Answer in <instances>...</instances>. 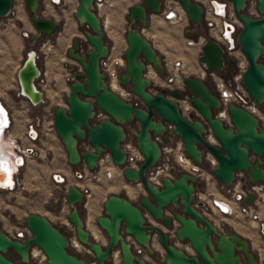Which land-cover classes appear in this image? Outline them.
Segmentation results:
<instances>
[{
    "label": "water",
    "instance_id": "water-1",
    "mask_svg": "<svg viewBox=\"0 0 264 264\" xmlns=\"http://www.w3.org/2000/svg\"><path fill=\"white\" fill-rule=\"evenodd\" d=\"M23 1L35 29L33 41L58 30V23L41 15L39 0ZM176 1L188 21L206 38L198 56L200 66L222 78L235 72L234 58L227 56L221 44L202 29L201 4L195 0ZM228 1L241 24L238 43L248 63L242 74V85L261 106L264 103V0H255L259 17L247 13L249 0ZM11 5L12 0H0V17L10 13ZM163 7L164 0H139L127 8L126 46L122 51L124 68L118 80L133 98H122L107 87L99 68V60L108 55L109 47L93 0H77L73 18L77 25H85L88 30L83 31L85 42L74 39L66 49V56L73 61L67 67L72 77L69 93L64 106L51 108L52 127L70 166L83 165L87 171H93L103 152L109 154L114 165L123 166L125 153L121 144L131 136L141 160L135 168H122L121 176L131 184H139L143 193L135 201L122 193L106 195L101 214L93 220L106 239L105 244H100L91 238L81 216L80 206L84 201L81 188L70 185L60 197L66 201L65 219L72 233L63 225L55 226L43 215L30 213L17 225L28 231L23 240L13 238L0 228V264H30L31 247L39 249L45 264H88L89 257H93L94 264H113L115 251L120 264H159L160 261L162 264H259L247 238L233 230H224L210 220L204 202H196L198 207L194 205L196 187L202 186L195 176L172 166L169 171L174 176H162L160 184L147 178V172L162 155L161 144L155 136L169 143L165 123H171L174 135L181 140L193 163L207 167V159H215L216 165L210 173L222 185L231 187L237 171L246 174L242 178L244 182H264L260 158L264 154V128L255 115L230 102L226 106L229 120L225 122L219 116L223 106L218 92L200 77L183 76L185 91L161 87L147 77L149 65L159 76L165 73L162 55L142 34L150 15L160 14ZM40 75L36 51L30 49L16 71V80L20 96L32 105L44 102L42 91L36 87ZM186 93L194 109L190 119L182 114L178 102ZM97 113L103 115L99 121L95 120ZM208 129L214 142L205 137ZM250 155L255 159L251 160ZM253 198L254 193L249 192L245 200L250 203ZM173 220L179 226L172 239L164 229L171 228ZM71 235L84 251L70 248ZM154 236L165 252L164 258L160 259L152 246ZM176 241L186 248L177 246ZM9 253L18 262L9 258Z\"/></svg>",
    "mask_w": 264,
    "mask_h": 264
},
{
    "label": "rangeland",
    "instance_id": "rangeland-1",
    "mask_svg": "<svg viewBox=\"0 0 264 264\" xmlns=\"http://www.w3.org/2000/svg\"><path fill=\"white\" fill-rule=\"evenodd\" d=\"M168 1H173V3L177 2L176 0ZM39 3L41 15L58 23V30L49 37L41 38L40 41H33L31 39V36L35 34V29L32 26L29 13L23 0H12L10 13L6 16L0 17V90H2L5 85L16 83V71L21 64L25 53L30 49L36 51L37 63L43 67V72H45L44 76H46L47 73H50L49 76L52 79L56 77L58 70H67V67L73 64V61L66 56V49L70 46L72 41L77 39L79 43L85 42L83 31L88 30V28L85 25H77L73 18L77 0H61L57 5L50 4L48 0H39ZM137 3H139V0H108L100 14L97 11L101 23L105 17H108L109 19V21H107L109 23L105 26V23H107L105 22L103 25L105 42L108 47L113 46L117 51L121 50V52L125 48L126 42L124 33L127 24V8L130 5ZM249 10H251L250 5L247 7V11ZM181 12L184 13V11ZM183 17V20L179 22H171L164 19L162 12L160 14H151L147 26L142 28V34L143 36H146L158 52H160L164 60V65L180 59L185 63L182 70L184 76L189 75L200 77L204 79L211 88L216 90L215 81L211 77H201L196 71L197 67L200 65L198 61V56L201 53L200 48L197 44H187L189 39L197 40L199 36H202L200 34V29L188 21L185 13ZM207 28L208 24L204 21L202 29L207 30ZM188 30L194 31L190 34L192 35L191 37L187 34ZM150 73L154 76L155 81H152L156 84L163 81L167 75L166 69L165 73L162 76H159L152 67H148L146 73L147 77ZM238 75L239 69L236 67L235 72L230 73L223 79L227 85L232 87H236L239 84V86H241L242 80L238 82L235 79ZM135 103L140 104L137 100H135ZM60 104L64 105L63 99H60ZM52 107L53 106L48 105L45 108L44 106L43 109H39L38 115H51ZM51 159L58 161L60 159L61 161H64V151L62 150L61 145L59 148L53 146V144L50 145L49 152H40L39 158L28 157L20 167V171L15 175V188L12 190L0 189V228L5 233L12 235L11 228L15 226L16 223L22 222L30 213H36L47 217L55 226L67 223L65 215L68 212V207L66 202L60 197V194L66 190L64 182L56 184L52 180L50 182L44 178L42 181L34 184L27 182V179H25L27 167L32 164L42 165L45 162L48 163ZM68 168L71 178L68 183L71 185H78L81 180L87 179L83 177L78 178V174H91V172H94V170L87 171L83 165H68ZM212 182H214V185ZM212 182L209 184L211 192H219L225 195L229 194L231 187H226L218 181ZM114 184L115 178L113 179V177H104L99 181L92 180L90 182V187L95 188L99 196L94 200L93 194L91 195V193H89V196H87V193H85L83 205L80 206L81 216L85 223L87 212L95 210L94 207H97L98 210L100 208L101 212L102 208L100 207V201L101 199H104L106 195L110 194V191H113L115 194L122 193L131 201H135L136 196L143 193V190L139 185L128 184L124 186L125 188L120 189L114 187ZM79 188L82 190V188L85 187L81 186ZM127 188L134 192V196L131 197V195L129 196L126 194V192L129 191ZM54 202H57V204L53 208L52 204H54ZM202 202L204 201L202 200ZM87 205H90V208H88ZM205 212L210 220L223 227L224 230H231L233 228L237 229V227L240 228L239 224L243 221L240 218H226L217 215L207 208H205ZM57 218H62L63 224L58 223L59 221ZM67 225L69 224L67 223ZM69 227L70 232L72 233L73 229L70 225ZM240 231L244 234L242 230ZM97 232L100 234L101 239L104 238L102 233L98 230ZM154 240L156 241L157 237H154ZM104 242L106 243V239ZM136 249L139 250V247H136ZM159 251V258H164V250L160 247ZM8 257L18 262L13 253H9ZM89 259L88 264H92L93 257H89ZM162 263L163 262L160 261L159 264ZM30 264L34 263L31 261Z\"/></svg>",
    "mask_w": 264,
    "mask_h": 264
},
{
    "label": "built area",
    "instance_id": "built-area-1",
    "mask_svg": "<svg viewBox=\"0 0 264 264\" xmlns=\"http://www.w3.org/2000/svg\"><path fill=\"white\" fill-rule=\"evenodd\" d=\"M60 1L61 0H48V2L52 5H57L60 3ZM107 1L108 0H93V5L96 13L99 9L103 10ZM195 1L200 3L203 7V19L208 24V34L221 44L227 56H231L234 58L235 68L237 67L239 69V75L235 77V79L240 82V80H242V74L247 66V60L242 53L240 45L238 43V31L241 24L233 12L232 3L228 0ZM248 5H250L251 10L247 11L246 9L247 13L251 16L258 17L259 14L256 10L255 0H249L247 7ZM181 11L183 10L181 9V6L178 2L173 3V1L164 0V7L162 11L164 19L171 22L181 21L184 18V13H182ZM205 39L206 38L204 36H199L197 40L189 39L187 41V44H203L205 42ZM182 67L183 61L180 59L166 64L165 69L167 75L164 78V82L169 85H174L175 89L185 91V85L182 80L184 76V73L181 70ZM99 68L104 73V81L111 91L122 98L133 97V95L129 91L127 92V90H125L120 85L118 80V74L124 68V60L121 50L117 51L113 46L109 47L108 55L99 60ZM199 74L201 77H211L215 81L218 98L220 99L225 112L227 104L230 102H234L255 115L259 120L260 126L264 128V103L261 106L257 105L256 102L248 95L242 84L241 86H239V84L236 87L227 85L224 79L219 75L215 74L212 71H207L202 67H200ZM71 78V76L67 77L66 80L69 81ZM189 97L190 95L186 93L184 97L178 101L182 114L188 119H190V111L194 110L189 103ZM185 104H187V106H184ZM3 108L6 110L5 107ZM219 115H221V113H219ZM8 116H6L7 124L1 130L2 133L8 127ZM102 118L103 115L101 113H97L95 115V120L99 121ZM221 118L224 119L225 122L228 121V119H225L224 117ZM165 124L167 127L166 135L170 138V142L165 143L158 136H155V139L161 144L160 148L162 155L160 161L155 165V167L147 172V178L152 183L160 184V178L162 176H174L169 171L172 166H174L179 171H185L195 176L199 181L202 182V186L196 187L194 205L198 207L196 202L203 200L205 203V208L209 209L212 213L226 218H242L256 224L263 245H260L259 250L255 252L257 254L259 264H264V231L262 230V226L264 225V182H244L242 181V178L246 177V174L242 171H237L235 173V181L230 188L229 194L225 195L219 192H211L209 184L212 181H217L210 173L211 168L216 165L215 159L209 157L207 159V167H203L193 163V161L186 155L181 140L174 135V125L171 123ZM39 131L40 126L37 124V122L30 121L25 126V140H27L28 142H33L37 139ZM205 137L208 140H211V138H213L210 129H208V133L205 134ZM9 142L11 143V148L17 149L20 152L18 155H16L20 159L22 158V156L26 157L33 154L32 148L30 146L21 149V144L17 142L15 138H9ZM121 149L125 153V161L123 166L114 165L111 162L109 154L107 152H103L97 159V168L96 170H94V172H91V174H77L83 178H87L88 175L87 179L98 181L100 179V176L104 172H106V174L109 173L107 172V169H109L110 166L116 168L118 170V173H120L122 168L124 167L135 168L136 163L141 160V156L137 148L135 147L134 141L131 136H128L127 139L121 144ZM260 158L263 161L264 169V154ZM250 159L254 160L255 156L250 155ZM21 165L22 163L19 164L18 167H20ZM50 178L56 184L63 182V178L59 176L58 173L51 174ZM212 183L214 185V182ZM3 188L4 187L0 185V189ZM82 192L83 195L87 193V196H89L88 188H82ZM249 192L254 193V198L250 203L246 202L245 200ZM61 198L63 199V201H65L63 197ZM178 226V223L173 220L172 227L166 229L165 232L168 233L170 238H175V230ZM27 235V229L25 227H21L20 229L13 232L12 237L23 240ZM72 239L76 240L74 236L69 237L70 245L72 243ZM29 256L34 264H39L41 261L44 262V256L37 247H31Z\"/></svg>",
    "mask_w": 264,
    "mask_h": 264
},
{
    "label": "crops",
    "instance_id": "crops-1",
    "mask_svg": "<svg viewBox=\"0 0 264 264\" xmlns=\"http://www.w3.org/2000/svg\"><path fill=\"white\" fill-rule=\"evenodd\" d=\"M187 34L188 35L192 34L191 30H188ZM191 36L192 35H190V37ZM15 45H16V43H15ZM184 65H185V63H184ZM39 68H40L41 75L36 82V87L38 89H40L43 93L44 102L42 104L32 105L25 98L21 97L19 94L17 80H16V83H14V84L10 83L8 85H5L4 88L2 90H0V104L6 108L7 113L9 114V116H8L9 125H8L7 129L4 130L3 133H1L2 138L5 140H9V138L13 137L16 139L17 142H19L21 144V149L22 148L24 149L27 146H30L32 148L33 154L28 155L26 157L22 156L24 162L26 161V159L28 157L39 158L40 152H49L50 145H52V144H53V146H57V148H59L61 145L62 150L64 151L63 146H62L61 142L59 141L58 137L56 136V134L53 130V127H52V114L49 116H44V115L40 116L38 114H39V109H43L44 106H45V108L48 105H50V106H64V105L60 104V99H63V101H64L65 97L69 93L68 83L71 81V79L69 81H67L65 78L70 74L67 70H58V72L56 73V77L51 79V77L49 76L50 73H47L46 76H44L45 72H43V67L39 65ZM199 70H200V67L198 66L196 69L198 74H199ZM15 77H16V74H15ZM30 121H35L40 126V131L38 132L37 139L34 140L33 142H28L24 138L25 126ZM12 149L14 150V152L16 151L15 152L16 155H18L20 153L17 149H14V148H12ZM64 161H65V163H64ZM64 161L63 160L61 161L60 159H59V161L51 159V161H49L48 163L45 162L42 165L32 164L31 166L26 168L25 179H27V182H31L34 184L42 181V179H44V178L51 182V178H50L51 174L58 173V175L63 178V182L67 188L68 186L71 185L68 183L71 178H70L69 168H68L69 164L66 162L65 151H64ZM24 162H23V164H24ZM20 167H19V170H20ZM111 174H112L111 177H113V179L115 178L114 187L121 189V188H125L124 186L131 184L130 182H127L116 171H113ZM89 181L91 182L92 180H89V179L84 180L83 179L78 183V185L77 184H75V185L79 186V187L82 186V187L88 188L91 195L93 194L94 200H96L99 196L97 194L98 192L95 188L90 187ZM110 193H114V192L110 191ZM126 194L129 195L128 192H126ZM104 199H101L100 204H102ZM85 208H86V205H85ZM94 209L95 210H92L91 212L90 211L87 212V218H86V228L90 234H91V231L89 230L88 225L95 228L94 225L92 224L93 220L95 217H97L101 214L100 208L98 210L97 207H94ZM240 219L243 220V221H241V224H239L240 228L237 227V229L233 228L231 230L235 231L239 235L248 239V236L245 234H242L240 230H242V229L244 230V229L249 228V227H254L255 237L257 238L259 245H263V242L260 238L256 224L249 222L247 220H244L242 218H240ZM57 220L59 221L58 223L63 224L62 218L61 219L57 218ZM18 224H19V222L16 223V225L11 228L12 233L21 228V227L17 226ZM91 236L93 237L92 234H91ZM248 240L250 241V239H248ZM104 241H105V237L102 238L101 244H105ZM251 247L254 251H256L254 249L255 247L252 246V243H251ZM40 264H45V263L43 261H41Z\"/></svg>",
    "mask_w": 264,
    "mask_h": 264
},
{
    "label": "bare ground",
    "instance_id": "bare-ground-1",
    "mask_svg": "<svg viewBox=\"0 0 264 264\" xmlns=\"http://www.w3.org/2000/svg\"><path fill=\"white\" fill-rule=\"evenodd\" d=\"M100 12H101V10L99 9L98 10V13L100 14ZM107 21H109V19H108V17H105L103 20H102V28H103V25H104V23L105 22H107ZM111 22V21H110ZM179 22V21H178ZM109 22H107V23H105V26L108 24ZM68 25V24H67ZM74 27V26H73ZM107 28V27H106ZM198 45V47L200 48V50H201V45L202 44H197ZM184 62H183V67L181 68V70H183V68H184ZM148 67H151L150 65L148 66ZM199 67H201L200 65H199ZM200 71V70H199ZM183 72V71H182ZM184 73V72H183ZM71 76V74L70 75H68L67 77H70ZM66 77V78H67ZM151 80H153V81H155V78H154V76L150 73V75L148 76ZM65 78V79H66ZM159 86H161V87H167V88H169V89H175V86L174 85H169V84H167V83H165L164 82V80L163 81H161L159 84H158ZM53 95V94H52ZM50 99V98H49ZM53 99V98H52ZM57 102V101H56ZM184 106H187V104H185ZM190 112H194V110H191ZM190 114V113H189ZM196 114V113H195ZM6 116H8V113H7V111L3 108V106L0 104V185H2L4 188L3 189H5V190H12L13 188H15V185H16V183H15V179H14V177H15V175L18 173V171H20L19 170V167H18V165L19 164H23V158H19V157H17L16 156V154H15V152H14V150L11 148V143L9 142V141H7V140H5V139H3L2 138V132H1V130H2V128L3 127H5V125L7 124V117ZM220 117H224L225 119H228L229 120V118H228V115L226 114V112H225V110H224V108L222 109V111H221V115H219ZM9 125V124H8ZM4 135V134H3ZM209 141H212V142H214V138H211V140H209ZM108 171L107 172H109L108 174H106V172H104L101 176H100V179L101 178H103V177H111L112 176V172L113 171H118L116 168H114V167H111L110 166V168L109 169H107ZM118 173V172H117ZM120 175H121V172L119 173ZM166 176H168V177H170V175H166ZM87 178H88V175H87ZM99 179V180H100ZM88 180V179H87ZM98 180V181H99ZM136 185H139V184H136ZM140 186V185H139ZM113 189V188H112ZM127 190H129L128 188H127ZM89 191V190H88ZM89 193H90V191H89ZM133 191L132 190H129L128 191V194L129 195H131V196H134L133 195ZM85 204H86V202H85ZM88 206V208H90L89 206L90 205H87ZM207 215V214H206ZM63 226H65V227H67L69 230H70V227H69V225H67V223H65ZM89 227V230L91 231V234L93 235V237L91 236V234H90V236H91V238L94 240V241H96V242H98V243H102V239H101V236H100V234L96 231V229L95 228H93V227H91L90 225H88ZM85 227H86V223H85ZM86 230H87V228H86ZM165 231H166V229H164ZM243 230V229H242ZM243 233L245 234V235H247L248 236V238L250 239V241L252 242V245H253V247H255V248H258V240L256 239V237H255V234H254V227H249V228H246V229H244L243 230ZM154 237H156V236H154ZM172 239H173V237H171ZM154 242H156L157 243V245L159 246V248H160V245L158 244V242H157V240L155 241L154 239H153V241H152V246H153V243ZM250 242V243H251ZM80 247H79V246ZM157 245H155V247L156 248H158V246ZM176 245L177 246H183V248L185 247L184 245H182V244H180L179 242H177L176 241ZM74 246H76L77 247V249L78 250H80V248H81V250L80 251H77V249L74 247ZM70 248L72 249V250H74V251H76V252H82V251H84L85 249L76 241V240H73L72 239V243H71V245H70ZM186 248V247H185ZM187 251L188 252H190L191 250L189 249V248H187ZM158 252V251H157ZM160 252V251H159ZM119 260V255H118V253L115 251V252H113V254H112V262H113V264H120V262L118 261ZM33 262V261H32ZM41 263V262H40ZM39 263V264H40Z\"/></svg>",
    "mask_w": 264,
    "mask_h": 264
},
{
    "label": "flooded vegetation",
    "instance_id": "flooded-vegetation-1",
    "mask_svg": "<svg viewBox=\"0 0 264 264\" xmlns=\"http://www.w3.org/2000/svg\"><path fill=\"white\" fill-rule=\"evenodd\" d=\"M56 204H57V202H54V204H52V207L54 208ZM58 204H59V202H58ZM256 239H257V238H256ZM251 243H252V242H251ZM258 244H259V243H258ZM155 245H157V243L154 242V243H153V248H154L156 251L159 252V246L157 245L158 248H156ZM78 246H79V245H78ZM252 246H253V245H252ZM74 247L77 249L76 246H74ZM79 247H80V246H79ZM259 247H260V245H258V248H254V249L257 251V250H259ZM77 251H80V250L77 249Z\"/></svg>",
    "mask_w": 264,
    "mask_h": 264
}]
</instances>
